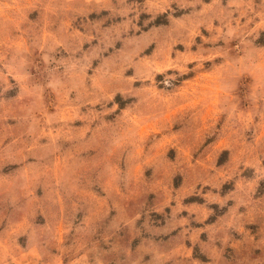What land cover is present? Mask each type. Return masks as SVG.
I'll return each mask as SVG.
<instances>
[{
    "label": "rangeland",
    "instance_id": "1",
    "mask_svg": "<svg viewBox=\"0 0 264 264\" xmlns=\"http://www.w3.org/2000/svg\"><path fill=\"white\" fill-rule=\"evenodd\" d=\"M0 264H264V0H0Z\"/></svg>",
    "mask_w": 264,
    "mask_h": 264
}]
</instances>
